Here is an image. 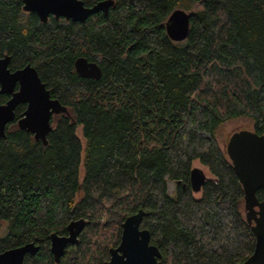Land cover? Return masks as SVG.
Listing matches in <instances>:
<instances>
[{
    "label": "trees",
    "instance_id": "16d2710c",
    "mask_svg": "<svg viewBox=\"0 0 264 264\" xmlns=\"http://www.w3.org/2000/svg\"><path fill=\"white\" fill-rule=\"evenodd\" d=\"M21 4L0 0V57L33 65L67 112L52 114L43 144L17 127L20 103L0 136V250L33 241L23 264H105L124 217L142 208L162 264H242L255 235L216 134L237 117L264 133V0H114L107 14L46 22ZM176 7L190 12L180 41L164 25ZM78 56L100 76H80ZM194 161L210 174L198 195ZM79 217L56 262L49 234Z\"/></svg>",
    "mask_w": 264,
    "mask_h": 264
},
{
    "label": "water",
    "instance_id": "95a60500",
    "mask_svg": "<svg viewBox=\"0 0 264 264\" xmlns=\"http://www.w3.org/2000/svg\"><path fill=\"white\" fill-rule=\"evenodd\" d=\"M113 1L97 0L91 5H85L83 0H22V9L34 11L40 21H45L49 14L83 21L98 11L107 14ZM189 15L190 12L181 7L171 10L164 24L170 39L180 41L186 38ZM8 61V54L0 57V94H9L5 101L0 102V136L5 135L6 124L14 119L15 107L23 103L24 109L16 119L17 127L46 144L52 114L67 112L66 106L58 98L50 96L33 65L26 63L10 70ZM74 68L83 77L98 78L101 74L99 64L84 56L75 58ZM224 148L242 184L245 218L255 235L253 250L242 264H264V197L258 199L255 194L259 188L264 190V133H257L251 128L235 129L229 134ZM206 178L209 176L201 168L192 167L189 172L191 190L199 191ZM172 182L175 189L177 182ZM143 214L144 210L138 208L124 217L119 242L109 247V258L105 264H162L159 260L160 250L149 242L148 229L140 227ZM84 224L83 217L71 219L66 224L65 234H49V249L56 262L68 244L78 241V234ZM37 249L38 245L33 241L2 249L0 264H23L24 255L33 254Z\"/></svg>",
    "mask_w": 264,
    "mask_h": 264
},
{
    "label": "rangeland",
    "instance_id": "374dc122",
    "mask_svg": "<svg viewBox=\"0 0 264 264\" xmlns=\"http://www.w3.org/2000/svg\"><path fill=\"white\" fill-rule=\"evenodd\" d=\"M238 128H250L248 120H246L245 118H242V117H237V118H233V119H230V120L223 122L218 127L217 134H216L219 143L222 146H224L229 134ZM76 132L79 136H81L79 128L76 129ZM192 167L201 168L203 170V172L205 173V175L210 177V174H209L207 168L204 165H202L200 162L194 161L192 164ZM167 188H168L169 193L174 192V183L171 180L168 181ZM194 194L198 195L199 191H195Z\"/></svg>",
    "mask_w": 264,
    "mask_h": 264
},
{
    "label": "flooded vegetation",
    "instance_id": "af4514ba",
    "mask_svg": "<svg viewBox=\"0 0 264 264\" xmlns=\"http://www.w3.org/2000/svg\"><path fill=\"white\" fill-rule=\"evenodd\" d=\"M21 7H22V4H21ZM24 14H26V15H28L30 12H34V11H26V10H23L22 11ZM35 13V12H34ZM36 14V13H35ZM37 15V14H36ZM38 17V16H37ZM50 19H56V20H58V21H62V20H64V21H69V20H71V19H66V18H64L63 16H59V17H55L53 14H49L48 16H47V19L45 20V21H42V22H46L47 20H50ZM40 20V19H39ZM72 21H74V20H72ZM10 69V68H9ZM11 70V69H10ZM14 70V69H13ZM16 88V87H15ZM3 94H5V93H3ZM7 95V97L5 98V100L9 97V94H6ZM4 100V101H5ZM3 102V101H2Z\"/></svg>",
    "mask_w": 264,
    "mask_h": 264
}]
</instances>
